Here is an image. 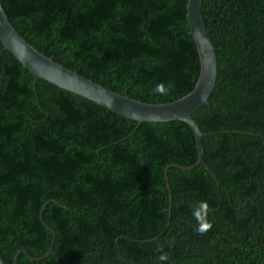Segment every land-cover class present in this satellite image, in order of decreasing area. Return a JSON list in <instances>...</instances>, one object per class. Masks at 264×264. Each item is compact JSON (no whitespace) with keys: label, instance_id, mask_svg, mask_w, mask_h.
<instances>
[{"label":"trees","instance_id":"1","mask_svg":"<svg viewBox=\"0 0 264 264\" xmlns=\"http://www.w3.org/2000/svg\"><path fill=\"white\" fill-rule=\"evenodd\" d=\"M34 49L166 104L200 71L187 0H1ZM217 81L192 118L137 123L34 76L0 42V257L13 264H264V0H202ZM157 85L164 91L157 92ZM135 130V131H134ZM253 157V158H252ZM207 204L203 233L193 216ZM53 231V232H52ZM53 242V244H52Z\"/></svg>","mask_w":264,"mask_h":264},{"label":"water","instance_id":"2","mask_svg":"<svg viewBox=\"0 0 264 264\" xmlns=\"http://www.w3.org/2000/svg\"><path fill=\"white\" fill-rule=\"evenodd\" d=\"M201 5L202 0H187L186 5L187 25L199 57L200 71L198 79L192 91L180 99L166 104L143 103L115 93L44 56L16 32L5 14L1 0L0 42L4 50L8 51L23 68L34 76V84L39 79L44 80L61 90L84 98L122 117L135 121L137 123L135 130L145 122H184L193 133L197 150V161L194 165L188 167L171 164L165 168L164 178L170 204L172 195L167 178L169 168L189 171L201 165L212 176L217 186H219L215 174L204 161V149L201 141L202 138L213 135V133H203L192 118V114L207 103L217 81L216 51L205 28L201 15ZM50 252L51 248L42 257L33 258L26 251L22 250L16 254L13 264H17L20 254L25 255L30 261L36 262L47 258ZM0 264H5L1 257Z\"/></svg>","mask_w":264,"mask_h":264},{"label":"clouds","instance_id":"3","mask_svg":"<svg viewBox=\"0 0 264 264\" xmlns=\"http://www.w3.org/2000/svg\"><path fill=\"white\" fill-rule=\"evenodd\" d=\"M156 91L163 92L164 91L163 85H157ZM206 210H207V204L205 202H198L193 209V216L195 217V219L199 224L197 230L201 233H203L210 227V224L206 222V217H207Z\"/></svg>","mask_w":264,"mask_h":264},{"label":"bare ground","instance_id":"4","mask_svg":"<svg viewBox=\"0 0 264 264\" xmlns=\"http://www.w3.org/2000/svg\"><path fill=\"white\" fill-rule=\"evenodd\" d=\"M253 158V157H252Z\"/></svg>","mask_w":264,"mask_h":264}]
</instances>
